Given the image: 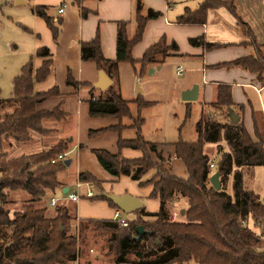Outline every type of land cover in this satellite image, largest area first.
I'll use <instances>...</instances> for the list:
<instances>
[{
  "label": "trees",
  "instance_id": "1",
  "mask_svg": "<svg viewBox=\"0 0 264 264\" xmlns=\"http://www.w3.org/2000/svg\"><path fill=\"white\" fill-rule=\"evenodd\" d=\"M217 7H226L236 16L232 0H202L196 9H186L175 21L184 25H201L205 23L208 11ZM143 8L142 0H135V29L131 38L126 33L128 21L117 22L114 59L103 56L98 32L91 40L80 43V58L94 62L97 70H103L110 76L116 72L119 63H129L138 79L149 66L162 64L169 51L178 49L175 42L167 44L165 37L149 46L140 59L132 56V48L141 40L147 21L161 15L160 11L150 7H146L143 13ZM31 11L45 21L52 38L56 40L58 19L48 16L47 7L43 5H33ZM85 15L86 12H83ZM236 19L247 29L255 54L217 65L239 66L253 73L264 85V53L254 41L247 24L238 16ZM189 42L192 45L202 44L206 48L223 45L207 43L203 37L189 39ZM50 55L47 47L37 48L13 78L11 96L6 99L0 97V264H67L78 257L76 237L70 233L73 218L67 207L57 206L55 215L47 217L45 207L35 206L47 191H54L61 185L57 174L66 168L64 162L67 158L55 162L51 160L67 152V140H58L46 148L12 157H7L5 151L6 144H25L35 134L51 133L44 126V120L60 121L65 117L61 106L51 110L37 107L42 100L58 94L57 87L43 92L34 90V84L45 80L51 73L53 61ZM34 57L44 58L38 68H33ZM65 83L74 88H88L90 116L120 120L114 126L89 130L90 137L115 131L119 134V149L129 147L141 151L138 158H125L120 152L92 148L91 152L101 167L115 178L127 176L139 186L151 185L149 196L159 200L156 211H148L143 205L132 212L134 218L128 219L127 226H120L112 219L89 218L79 221V231L92 225L94 229L110 234L108 243H113L111 250L115 264H184L189 260L197 264H264V237L257 230L264 220V203L257 193L244 185L243 179V168L264 166V136L254 110L253 135L247 131L243 106L233 102L230 84L216 85L215 100L207 104L214 116L207 113L200 115L196 123L195 141L158 143L145 139L141 132L144 118L140 112L152 105L153 101L143 100L140 95L133 101L125 100L115 83L95 96L93 84L75 80L69 69ZM130 102L136 105L135 113ZM229 111L238 115L235 123L227 117ZM123 118H130L131 122L122 124ZM125 127L134 129L135 136L122 137L120 132ZM222 140L226 142V150H223ZM205 143L216 144L220 157L215 162L205 152ZM161 145L174 147L173 156L183 162L187 177L171 173L164 164L168 158H164L158 149ZM211 163L213 167H210ZM149 171L152 173L144 179ZM215 171L219 172L218 190L209 181ZM77 180L102 189L101 181L88 171L79 172ZM229 180L230 190H227ZM15 190L25 191L29 197L10 216L2 204L7 192ZM81 198L106 200L117 208L104 191L92 196L81 194ZM180 198L186 199V205L180 203L185 220L171 221L168 217L170 207ZM138 225L145 232L135 238Z\"/></svg>",
  "mask_w": 264,
  "mask_h": 264
},
{
  "label": "crops",
  "instance_id": "2",
  "mask_svg": "<svg viewBox=\"0 0 264 264\" xmlns=\"http://www.w3.org/2000/svg\"><path fill=\"white\" fill-rule=\"evenodd\" d=\"M25 1L28 3L19 4H29L30 9L33 5L46 6L48 16L54 20L58 19L59 22V33L56 40L52 38L51 31L45 21L41 17L34 15L31 10L30 15L34 17L32 28L26 27L31 30V32L29 31L30 33L35 35L33 50L35 51L39 47H47L53 61L51 73L45 80L36 82L34 90L43 92L53 87L58 88V94L42 100L37 107L38 109L51 110L61 106L65 113V117L60 121L54 119L44 120V126L50 129L51 134H53L50 139V134L41 136L35 134L33 137L36 142H40L41 145L39 146H43V148L54 144L58 140H67L68 142L65 158L71 161L66 168L57 174L61 185L55 190H62L63 192L64 187L68 188L70 174L73 175L72 178H74L73 180L76 183L77 174L81 171H88L101 181V186L105 193L130 194L142 199L145 204V201L151 198L149 196L152 190L151 185L139 186L136 181L131 180L127 176L122 177L126 178V181H133L132 184L124 182L121 186L108 185L107 182L118 181L119 178L111 176L101 167L91 149L103 148L111 153L120 152L125 158H138L141 156V151L129 147L119 149L117 146L119 134L115 131H107L90 137L88 134L89 130L114 126L120 120L115 117L90 116L88 114L89 103L87 101L88 88L84 86L74 88L65 83L68 69L73 78L79 82L93 84L97 80L98 70L95 63L80 58V43L91 40L98 32L103 56L106 59H114L116 56L117 22L121 20L128 21L126 25L128 38H131L134 33L135 0ZM201 2L202 0H142L143 5L160 11L161 15L147 21L141 40L133 47L132 56L134 59H140L145 50L159 41L161 37H165L167 44L175 42L178 49L169 51L165 61L160 64V69L165 64L170 67L174 66L175 74L181 76V79L176 84L177 97L180 98L183 90L197 84V99L185 101V103L188 102L186 103L188 108H191L192 104L196 103L204 111L207 108V104L215 100L216 85L218 83L230 84L233 102L243 106V121L247 131L253 135L252 111L254 110L259 119L260 131L264 136V85L259 83L253 73L239 66L217 65L242 56L255 54L254 46L249 43L247 29L237 22L236 16L247 24L254 41L264 53V0H232L236 16L231 14L226 7L213 8L208 11L206 21L201 25H184L175 21L186 9L194 10ZM63 3L66 4L65 10L59 13L58 8ZM83 12H86L85 16H83ZM196 37H203L207 43H222L223 45L212 48H206L202 44L192 45L189 39ZM43 59V57H34L33 68H38ZM155 66L157 65H151L148 68H155ZM121 69L122 64L119 63L116 72L114 74L110 73L112 83L117 85L121 97V92L127 89V93L129 91L132 94V100H135L139 94L136 91L138 87L136 86L135 90L133 85L126 88L123 87V84H121ZM160 69H155L154 72ZM96 90L99 92L97 93ZM100 91L103 90L95 88L93 94L96 96ZM145 100L150 101L148 99ZM143 118L144 123L141 132L146 127V117L143 116ZM123 119L121 123L127 125ZM126 128L129 127L121 130V136L127 131ZM152 142L163 143L169 141ZM40 147L37 149L40 150ZM158 149L164 158H168L164 164L171 173L179 177H187L183 162L173 156V146L161 145ZM73 150H75V155L73 158H68L69 152ZM152 157L156 158L154 154ZM72 165L73 169L70 170ZM87 184L89 187L92 186L89 183ZM83 188H85V185H83ZM67 199L70 200L68 197ZM152 199L156 201L152 203V207L148 208L145 206L151 212L156 211L159 207L158 198ZM64 200L57 201L59 206L64 204ZM78 201L73 202L76 203ZM94 201L97 202L92 206L93 209L88 208L89 212H92L89 214L93 216L77 215L74 218L75 224H78L77 228L80 220L89 218L112 219L114 207L109 205L106 200L99 199Z\"/></svg>",
  "mask_w": 264,
  "mask_h": 264
},
{
  "label": "rangeland",
  "instance_id": "3",
  "mask_svg": "<svg viewBox=\"0 0 264 264\" xmlns=\"http://www.w3.org/2000/svg\"><path fill=\"white\" fill-rule=\"evenodd\" d=\"M15 0H0V97L9 98L12 94V81L13 78L19 73L21 66L26 63L30 55L34 54V42L35 35L30 33L25 28H32V20L34 17L30 15L29 4H15ZM25 3L27 1L23 0ZM146 6L144 5L143 11ZM133 50V48H132ZM132 53V51H131ZM122 64V78L121 84L123 87L138 86L142 92L139 93L141 98L154 101L149 107L142 110V116L146 117V127L142 131V134L147 140L150 141H177L182 140L186 142H192L196 140V123L202 113H207L214 116V112L210 107L202 110V107L196 103H193L191 108H188L185 101L177 97V82L181 79V76L175 74L174 66L170 67L165 64L162 69L151 74L147 71L137 79L132 66L129 63ZM138 84V85H137ZM97 93L99 92L96 90ZM122 97L125 100H132V94L127 93V89L121 92ZM181 96V95H180ZM133 101V100H132ZM133 113L136 112V105L134 102H130ZM232 111L227 113V117L230 118ZM231 119V118H230ZM125 123L131 122L130 118L123 119ZM122 137H134L135 131L132 128H126ZM49 139L53 134L48 133ZM47 134V135H48ZM56 143V142H55ZM223 150H226V142L221 141ZM40 142L32 139L25 144L5 145V151L7 157L19 155L22 152L37 151ZM41 149L43 148L40 147ZM205 152L209 157L213 158L215 162L220 157V152L215 143H205ZM75 150L69 152L68 158H73ZM179 162H181L179 160ZM179 164V163H178ZM73 169V165L70 170ZM69 172V170H67ZM152 171H149L144 175V179L148 178ZM244 185L258 194L260 199L264 197V166H253L243 168ZM73 175H69L68 188L75 189L83 192L85 188L81 187L77 189L75 187ZM124 182L132 184L133 181H126V178L119 177L118 181L107 182L108 185H122ZM94 195L101 193L103 190L97 186H90ZM227 190H230V180L228 181ZM29 195L22 190L8 191L5 199V203L2 204L12 216L16 210H19L21 205L27 201ZM51 198H55L57 201L64 200L63 206H66L71 217V229L70 233L76 237L79 264H115L114 253L111 250L113 243H108L110 234L107 231L94 229L89 225L79 231L77 223L75 224L74 218L77 215L93 216L90 215L89 209H93V205L97 201L82 198L81 202H73L67 199L66 192L62 190L47 191L42 197L39 203L35 206L38 208H46L45 215L47 217H53L55 215V208L59 206H50L49 201ZM142 200V199H141ZM143 201V200H142ZM181 204L186 205V199L180 198ZM156 201L149 198L145 201L146 207H152V203ZM180 203H174L170 207L168 213L169 220L171 221H184V212L181 213L182 206ZM85 207H87L85 209ZM184 210V209H183ZM124 217L127 219H133V213H124ZM261 233V227L257 228ZM263 236V235H262ZM70 264V263H67ZM129 264V263H126ZM176 264V263H170ZM184 264H197L194 260H189Z\"/></svg>",
  "mask_w": 264,
  "mask_h": 264
},
{
  "label": "water",
  "instance_id": "4",
  "mask_svg": "<svg viewBox=\"0 0 264 264\" xmlns=\"http://www.w3.org/2000/svg\"><path fill=\"white\" fill-rule=\"evenodd\" d=\"M14 2L15 4L24 3L23 0H15ZM155 69L156 70L160 69V65L155 66V68L154 67L148 68V72L151 74L152 72L155 71ZM111 83H112V80L110 78V75L106 74L105 71L103 70H98V77H97V80L93 83V86L100 90H105L109 85H111ZM136 91L138 93H141L142 90L138 87ZM197 93H198V85L194 84L191 88L183 90L181 92L180 98L183 101H194L197 99ZM230 118H231L232 123H235L238 119V115L233 113ZM70 161H71L70 159H66L64 164L68 166L70 164ZM209 181L214 189L216 190L220 189L218 171H215L213 174H211V176L209 177ZM66 191H67V187H64L63 193H65ZM106 196L112 201V203L117 208H119L124 213H132L144 205V202L141 199H139L136 196L130 195V194L118 195L114 193H106ZM262 202L264 203V197L262 198ZM183 212L184 210L182 209L181 213L183 214ZM144 232L145 230L143 229V227L141 225H138L136 227L137 234L134 237L138 238ZM261 233L264 237V220L262 221V225H261Z\"/></svg>",
  "mask_w": 264,
  "mask_h": 264
},
{
  "label": "built area",
  "instance_id": "5",
  "mask_svg": "<svg viewBox=\"0 0 264 264\" xmlns=\"http://www.w3.org/2000/svg\"><path fill=\"white\" fill-rule=\"evenodd\" d=\"M66 4L63 3L61 4V6L58 8V12L62 13L65 10ZM65 158V153L63 154H58L56 158L52 159V162L58 161V160H63ZM210 167H213V164H210ZM83 185H85V190L83 192L81 191H77L75 189H69L67 188L66 194L67 197L72 200V201H78L79 198H81V194L85 195V196H92L94 193L92 191V189L88 186L87 183L84 182H80V181H76L75 183V187L77 189L81 187H83ZM50 206H56L57 205V200L55 198H51L49 201ZM124 212H122L119 208H114L113 211V215H112V220L117 222L118 225L120 226H127L128 224V219L126 217H124ZM79 258L77 257L76 260H74L73 262H71L70 264H79L78 262Z\"/></svg>",
  "mask_w": 264,
  "mask_h": 264
}]
</instances>
